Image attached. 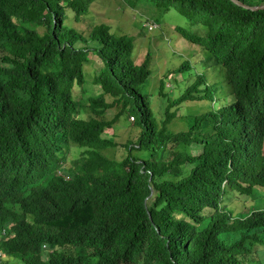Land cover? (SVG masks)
<instances>
[{"label": "trees", "instance_id": "obj_1", "mask_svg": "<svg viewBox=\"0 0 264 264\" xmlns=\"http://www.w3.org/2000/svg\"><path fill=\"white\" fill-rule=\"evenodd\" d=\"M94 1L0 0V264H264V9L122 0L204 27L175 32L220 73L209 85L187 61L172 71L194 81L172 100L160 83L158 121L133 38L70 25ZM190 102L209 106L171 132ZM122 117L140 134L108 159L116 142L100 136Z\"/></svg>", "mask_w": 264, "mask_h": 264}, {"label": "rangeland", "instance_id": "obj_2", "mask_svg": "<svg viewBox=\"0 0 264 264\" xmlns=\"http://www.w3.org/2000/svg\"><path fill=\"white\" fill-rule=\"evenodd\" d=\"M68 17H72L71 13L68 14ZM97 24H106L111 32L124 35L126 38H133L135 63L141 64L147 60L150 70L148 89L152 94L151 107L158 121L163 119V107L167 105L164 103L163 106L158 94L160 83L165 81L163 93L172 100L178 98L183 89L194 81V77L190 75L183 78L181 75L171 74L172 71L180 68L184 62L187 61L195 71L206 73L205 76L209 85L214 79L220 78L219 71L211 67L209 54L185 41L175 32L176 28H181L190 34L203 36L206 29L199 25L189 24L174 12L160 13L149 6H140L133 10L127 8L122 0H95L90 4L88 16L78 23L70 22V25L83 35H87L91 28ZM149 26L153 28L149 30ZM100 67L101 64L94 60L84 65L88 87L94 95L101 93L100 88L92 84V79L99 72ZM208 106L209 103L205 102L183 104L178 109L177 118L169 125L170 131L181 132L186 130L189 121L188 119L185 120L184 117L200 113ZM117 111L116 108L109 109L105 113V119L111 120ZM171 111L173 112L174 108ZM81 117L87 119L89 111L83 110ZM139 134L140 129L134 126L132 117H128V120L125 117L120 118L112 128L106 129L100 136L103 139H113L117 145L115 148L104 150L102 154L108 159H121L124 156L123 146L129 141L132 144L136 143ZM236 207L238 208V206ZM244 211L243 213H246V210ZM11 260L12 258H6L4 254L0 256V262Z\"/></svg>", "mask_w": 264, "mask_h": 264}, {"label": "water", "instance_id": "obj_3", "mask_svg": "<svg viewBox=\"0 0 264 264\" xmlns=\"http://www.w3.org/2000/svg\"><path fill=\"white\" fill-rule=\"evenodd\" d=\"M232 3H234L235 5L242 7L243 9L246 10H251V11H258V10H262L264 9V5L263 6H259V7H250L248 5L243 4L242 2L238 1V0H230Z\"/></svg>", "mask_w": 264, "mask_h": 264}, {"label": "built area", "instance_id": "obj_4", "mask_svg": "<svg viewBox=\"0 0 264 264\" xmlns=\"http://www.w3.org/2000/svg\"><path fill=\"white\" fill-rule=\"evenodd\" d=\"M153 27H155V25H152ZM152 26H149L148 29H152L153 27ZM0 254H1V250H0Z\"/></svg>", "mask_w": 264, "mask_h": 264}]
</instances>
